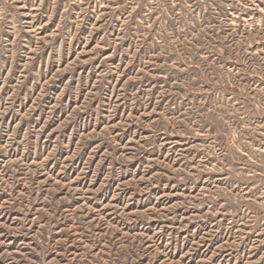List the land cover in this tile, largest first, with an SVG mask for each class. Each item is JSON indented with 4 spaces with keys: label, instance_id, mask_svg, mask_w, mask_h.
<instances>
[{
    "label": "rangeland",
    "instance_id": "obj_1",
    "mask_svg": "<svg viewBox=\"0 0 264 264\" xmlns=\"http://www.w3.org/2000/svg\"><path fill=\"white\" fill-rule=\"evenodd\" d=\"M0 264H264V0H0Z\"/></svg>",
    "mask_w": 264,
    "mask_h": 264
}]
</instances>
